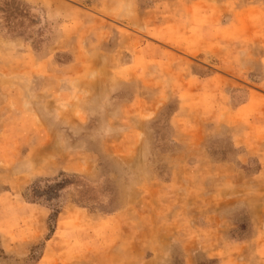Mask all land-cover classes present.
Wrapping results in <instances>:
<instances>
[{
    "label": "rangeland",
    "instance_id": "374dc122",
    "mask_svg": "<svg viewBox=\"0 0 264 264\" xmlns=\"http://www.w3.org/2000/svg\"><path fill=\"white\" fill-rule=\"evenodd\" d=\"M0 264H264V0H0Z\"/></svg>",
    "mask_w": 264,
    "mask_h": 264
}]
</instances>
